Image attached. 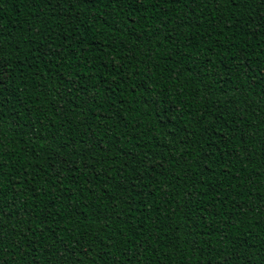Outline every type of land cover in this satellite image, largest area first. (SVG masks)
<instances>
[{
    "label": "trees",
    "instance_id": "trees-1",
    "mask_svg": "<svg viewBox=\"0 0 264 264\" xmlns=\"http://www.w3.org/2000/svg\"><path fill=\"white\" fill-rule=\"evenodd\" d=\"M0 0V264H264V4Z\"/></svg>",
    "mask_w": 264,
    "mask_h": 264
},
{
    "label": "snow or ice",
    "instance_id": "snow-or-ice-1",
    "mask_svg": "<svg viewBox=\"0 0 264 264\" xmlns=\"http://www.w3.org/2000/svg\"><path fill=\"white\" fill-rule=\"evenodd\" d=\"M78 3L81 4H87L92 3L93 7L95 6L94 0H77ZM119 2H124V0H119ZM133 2H139V0H133ZM173 2H179V0H173ZM228 3H231L233 6L237 5L238 3H244L246 0H227ZM253 3H261L264 4V0H252ZM262 20H264V16L261 17Z\"/></svg>",
    "mask_w": 264,
    "mask_h": 264
}]
</instances>
